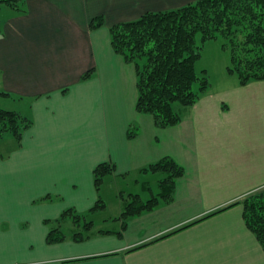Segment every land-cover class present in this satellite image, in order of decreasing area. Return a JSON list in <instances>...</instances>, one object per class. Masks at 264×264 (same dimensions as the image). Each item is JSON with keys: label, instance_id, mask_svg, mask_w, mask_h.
Segmentation results:
<instances>
[{"label": "crops", "instance_id": "1", "mask_svg": "<svg viewBox=\"0 0 264 264\" xmlns=\"http://www.w3.org/2000/svg\"><path fill=\"white\" fill-rule=\"evenodd\" d=\"M197 1L24 0L13 9L0 28V107L33 125L21 144L0 140V264H264L242 205L206 218L264 194V81L210 86L181 123L159 129L136 110V69L111 44V27ZM101 17L105 25L90 29ZM166 157L185 169L172 203L125 229L120 220L88 241L48 244L46 221L96 205L98 165H116L104 184L119 201L137 188L146 201L162 178L142 170ZM132 174L122 190L117 179Z\"/></svg>", "mask_w": 264, "mask_h": 264}, {"label": "trees", "instance_id": "2", "mask_svg": "<svg viewBox=\"0 0 264 264\" xmlns=\"http://www.w3.org/2000/svg\"><path fill=\"white\" fill-rule=\"evenodd\" d=\"M2 3L20 12L18 4L12 0L0 1ZM103 25L104 18L94 19L90 29ZM110 33L114 51L136 69V110L152 116L159 129L181 123L185 114L191 111L210 87L208 78L200 77L196 72V62L202 54V47L196 42L199 33L203 41L218 37L225 39L224 46L231 50L228 72L237 75L241 86L264 81V0H198L174 10L148 12L137 20L111 27ZM91 76V72H88L82 79L87 80ZM195 85H199L197 91ZM32 125V120L20 113L0 107V140L11 134L21 144L24 133ZM136 135L135 130L128 132L129 138ZM115 172L116 165L113 163H101L95 168L94 184L99 194L96 205L87 213L68 208L57 220L46 221L50 227L48 244L62 243L68 238L84 242L94 236V223L88 217L94 211L105 208L102 187L105 179ZM142 172L165 176L159 183V192L146 201L139 194H119L123 208L119 220L122 221L123 229L131 219L152 212L162 204L172 203L176 182L185 175L184 167L170 157L149 165ZM47 199L50 197L44 198ZM237 205L243 206L245 224L264 250V194L252 193L206 218ZM204 219L156 241L168 238ZM70 230L72 234L69 236L66 232ZM100 233L108 235L112 232ZM117 234L122 235L120 232Z\"/></svg>", "mask_w": 264, "mask_h": 264}, {"label": "rangeland", "instance_id": "3", "mask_svg": "<svg viewBox=\"0 0 264 264\" xmlns=\"http://www.w3.org/2000/svg\"><path fill=\"white\" fill-rule=\"evenodd\" d=\"M23 1L24 0H12L14 4H19L20 6L23 5ZM13 12V8H11L8 4H0V28ZM196 42L198 46L202 47L201 58L196 62V72L198 76L207 77L210 82V86H213L214 88H218L222 84H233L239 81L237 75H231L228 72L231 65V50L229 47L224 46L226 41L223 37L203 41L202 35L199 33L196 36ZM198 89L199 85H195V90L197 91ZM158 175H161L159 177L162 179L165 176L164 174ZM136 178L137 176L135 174L128 175L124 178L117 179V183L120 185L122 190H129L127 188L130 182L133 183ZM104 183H107L106 179ZM109 184L111 183L109 182ZM109 184H103V186L106 185L104 188L102 187L105 192L104 195L103 191H101L102 199L106 205L105 208L94 211L88 217V220L93 221L95 230H117L120 228L119 217L121 216V201L115 197V192L113 191V188L109 187ZM137 189L133 191L134 194L138 192L136 191ZM154 191L155 194H157L159 192V188L155 187ZM133 192L125 191L124 193L129 194ZM146 196L150 198L151 195Z\"/></svg>", "mask_w": 264, "mask_h": 264}]
</instances>
